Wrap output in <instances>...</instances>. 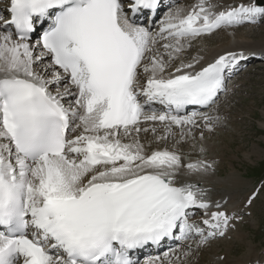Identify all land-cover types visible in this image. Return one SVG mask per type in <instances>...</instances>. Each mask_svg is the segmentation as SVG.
<instances>
[{
    "label": "snow or ice",
    "instance_id": "snow-or-ice-1",
    "mask_svg": "<svg viewBox=\"0 0 264 264\" xmlns=\"http://www.w3.org/2000/svg\"><path fill=\"white\" fill-rule=\"evenodd\" d=\"M163 7L162 0H7L0 264H187L243 219L192 177L215 172L204 130L225 122L216 113L226 82L241 61L264 60V49L226 51L207 63L183 57L218 30L264 21V0H197L190 10L169 7L156 26ZM161 141L172 149H151ZM189 143L199 153L194 161L180 150ZM261 189L264 182L245 207ZM166 240L181 250L141 261V251Z\"/></svg>",
    "mask_w": 264,
    "mask_h": 264
},
{
    "label": "rangeland",
    "instance_id": "rangeland-1",
    "mask_svg": "<svg viewBox=\"0 0 264 264\" xmlns=\"http://www.w3.org/2000/svg\"><path fill=\"white\" fill-rule=\"evenodd\" d=\"M193 1L194 0H179L178 2L177 0L178 3L175 6L183 5L182 7H184L188 5V7H191ZM235 2L236 0L226 1L227 4H233ZM238 29L241 32L250 29L252 34L258 33L257 37L254 38L264 39V31L256 33V30L259 29L262 31V29H264V21L256 25L240 26ZM220 33L221 31L218 30L212 36L194 42L191 51H188L183 59L190 58L198 49L205 50L206 48L205 51H207V48L210 46L218 44L220 40L223 41L224 38ZM203 45H205V47ZM202 46L204 48H202ZM190 53H192L191 56ZM257 61H251L252 63L246 70L231 84L232 86H230L229 91L220 98L218 102L219 110L216 114L221 116L223 114V117L226 118L225 122L217 126L215 131L211 133L205 131V139L203 141L205 145L211 144V146L207 147L208 156L210 159L216 161L214 166H216L219 172L215 173H221L220 176H229L232 172L233 174H238L236 175L239 176L241 180L239 181V185L234 189L238 192L240 198L244 197L242 199L245 201V196H249L262 182H264V60ZM208 110L210 111V109ZM194 135L198 146L200 142V131L196 130ZM164 143L165 144L161 147L166 146L172 149V141ZM190 143L181 145L180 150L187 154L188 159L194 161L199 158V153L197 150L191 149ZM244 211L247 212L246 218H243L240 223L237 222V225L235 224L236 227L231 234L229 233L226 238L212 241V243L217 241L216 250L219 252H229L228 249L231 248L233 252H231L230 259L232 258V260H235L238 264H240L241 260L246 261L247 258L245 257H251V251L249 250H251L252 245H256L254 254L259 251L258 253L264 258V189H261V192L253 201L251 207H245ZM248 212L251 214L249 215ZM238 232L241 237L238 235ZM240 238L242 240H240ZM218 243H220V245ZM176 250H181L180 246H178ZM202 250L204 257L194 253L192 255L193 257L191 256L192 258L188 259L187 264H206L207 256H211L213 253L208 251L206 247ZM245 254L246 256H244ZM161 257H163V253Z\"/></svg>",
    "mask_w": 264,
    "mask_h": 264
},
{
    "label": "bare ground",
    "instance_id": "bare-ground-1",
    "mask_svg": "<svg viewBox=\"0 0 264 264\" xmlns=\"http://www.w3.org/2000/svg\"><path fill=\"white\" fill-rule=\"evenodd\" d=\"M226 1H228V0H226ZM226 1H224V0H213V2H219V3L224 4V5H227ZM6 2H7V0H1L0 6L4 8ZM196 2H197V0H194L191 3V5L195 4ZM230 3H231V1H230ZM177 6H181L182 7L183 5H177ZM183 8H185V10H190L191 7H188V5H185ZM254 28H257V27H254ZM219 31H221L220 34L224 38L223 41L222 40H220L221 42L217 41L218 44H216L214 46H210V47L206 46V47H209V48H207L208 49L207 51H205L206 48H205V50L204 49H198L192 56H191L192 53H190V56L191 57L196 56V55L203 56L204 57L203 63H207V62L212 61L218 55H221V54L225 53L226 51L246 50L248 52L250 51V52L259 53L258 50L261 51L262 49H264V39H260V38L256 39V38H254V37H257V35H258L257 32L261 33V32L264 31V29H262V31H260L259 29L256 30L257 34H252L250 29L245 30L244 32H241L238 28H236V30L234 32L231 31V30H229V31L219 30ZM211 42H213V41H211ZM203 46L205 47V45H203ZM203 46H202V48H204ZM188 51H191V49H189ZM188 51H187V53H188ZM191 57L188 58V59H185V60H189V59H191ZM244 63L245 62H243L242 64H244ZM231 89H232V87H231ZM205 112H210V111L207 110ZM222 116H223V114H222ZM205 131H207V130L205 129L204 132ZM148 140L149 141L151 140V134L150 133L148 134ZM164 144L165 143L162 142V141L159 142L158 144H151V149H162V148L166 147V146L161 147ZM206 146L209 147V146H211V144H206ZM212 147H214V146H212ZM215 172H216V170H215ZM215 172L211 173L209 175L203 176V177L193 176L192 179L193 180H199L200 181V186L205 187V188L208 189V195H209L211 200H221V198H223V199L228 201V203L226 205L228 208H230V209L231 208H235L238 212H239V209L241 207L245 208V202H244L245 200L242 199L244 197L240 198L238 192L234 189L237 185H239V181L241 180L240 177L237 176L238 174L236 173L237 174L236 175L235 173L233 174V172L232 173L230 172L231 174L229 176H223V175L220 176L221 173L218 174V173H215ZM247 197L248 196H245L246 199H247ZM241 200H243V201H241ZM236 224H237V222H236ZM239 232H238V235L241 237ZM228 234H229V232H228ZM240 240H242V239L240 238ZM216 242L214 241V243H212V241H211V245L209 247L208 246L206 247L208 251H211L213 253L211 256L210 255L207 256L208 258L206 260V264H217V257H223L224 258L223 264H238L235 260H232V258L230 259L231 252H233L232 249L229 248L228 249L229 252L228 251L227 252H224V251L219 252V251L216 250ZM218 244L220 245V243H218ZM255 247H256V245H252L251 250H249V251H251V257L247 255L250 258L245 257V258H247L246 261L241 260L240 264H255V262L257 260L264 259L258 253L259 251L256 254H254V250L256 249ZM247 249H248V246H247ZM247 252H248V250H247ZM244 253H246V252H244ZM197 254L199 256L204 257L203 250H201ZM225 254H227V255H225ZM240 256H242V255H240ZM244 256H246V254ZM192 257H190V258H192Z\"/></svg>",
    "mask_w": 264,
    "mask_h": 264
}]
</instances>
